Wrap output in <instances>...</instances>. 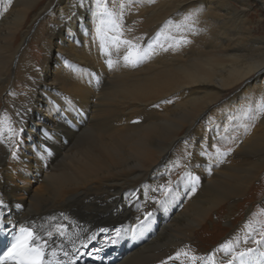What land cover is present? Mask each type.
Wrapping results in <instances>:
<instances>
[{
	"label": "bare ground",
	"instance_id": "obj_1",
	"mask_svg": "<svg viewBox=\"0 0 264 264\" xmlns=\"http://www.w3.org/2000/svg\"><path fill=\"white\" fill-rule=\"evenodd\" d=\"M32 12L33 19L44 17L34 33L25 26ZM28 36L45 52L57 47L48 54L56 73L48 76L22 43ZM0 101L11 115L0 121V223L32 224L48 264H238L235 257L253 246L264 253V243L250 240L256 234L250 222L208 252L199 251L193 236L199 222L203 227L226 205L230 225L235 199L249 193L253 175L264 169V0H0ZM42 110L55 119L38 114L34 124L50 123L54 131L38 134L34 154L43 184L25 195L18 169L24 156L8 149L15 125L30 127ZM245 115L261 131L237 141L233 164L218 159L237 173L206 180L212 143L226 144L221 135L236 122L242 135ZM181 137L195 153L179 159L175 169L182 162L184 176L156 204L179 150L167 149ZM203 182L190 191L188 185ZM185 191L192 196L183 210L156 214ZM123 222L127 233L128 223L137 224L127 245L113 248L108 236ZM230 249L237 253L228 255ZM257 261L254 251L248 264Z\"/></svg>",
	"mask_w": 264,
	"mask_h": 264
},
{
	"label": "rangeland",
	"instance_id": "obj_2",
	"mask_svg": "<svg viewBox=\"0 0 264 264\" xmlns=\"http://www.w3.org/2000/svg\"><path fill=\"white\" fill-rule=\"evenodd\" d=\"M127 5L129 6V4H127ZM131 9H132V6H131V8L130 7L127 8V10H131ZM39 12H40V10H39ZM44 15L45 14H43V16ZM256 15L257 14H253V17L255 19H257V17H258ZM43 18L44 17H41V18L38 17V18L33 19V12H32V15H30L29 18H28V20H30V21L25 23V26L28 27L31 24V26H30L31 28L30 29H32V32L34 33L36 28H37V26H38V24H39V21H40L39 19L43 20ZM30 37L28 36V38L25 41H22V43L26 42L27 43V44L25 43L26 46L28 44L30 45L31 52L36 55L35 56L36 59L37 60H41L40 63H44L41 66L45 67V70H46L48 76H49V73H52V72L56 73L57 71L54 70V65L55 64H53L52 62L49 61L48 54L51 53L53 55L54 53L58 52V50H55V49H57V47H55L52 44V47H50L49 50H47L45 52L40 47H38V45L34 46V44H31L32 43L31 40H32L33 36L31 38ZM47 63H48V65H46ZM242 84L240 86H237L233 90L232 89L225 90L224 93H223L224 96L217 102V104L213 108L220 107L223 104V102H226L228 99H230V97L233 94H235L237 91H240L239 89H241ZM178 98H175L173 101L176 100L175 102H179V101H181L183 99V98L182 99H180V98L178 99ZM177 99L179 101H177ZM251 103H252V100H251V102L249 100V101L245 102L244 104L246 106H248ZM53 105H54V109L57 110V113L58 114L60 113L59 115H62L64 111L61 110V107L59 106V104L55 103ZM251 105H253V103ZM50 113H48L46 111H43V110L39 111V112L36 113L35 117H33L31 119L30 127L28 125L27 127L24 128V126L21 127V125L18 123V124L15 125L14 131L12 132V134L14 133V135H13L14 138L12 140L11 146L8 149V152H9L8 155L14 150L15 153H12V154H15V156H17V155H23L24 156V162H23L22 166L19 167L18 169H19V173L22 175L21 178L25 179L24 181H26V183H27L26 184L27 185L26 188L27 189L29 188L27 191H25V195H28V192L32 193L33 191H36V190L39 191L41 185L43 184L42 175L44 173L37 169V167H36L37 165L35 164L36 157H35L34 153H36L37 149H38V147L36 145V143H38V134L40 135L41 133L47 132V130L52 131V132L54 131L52 129V127L48 128L46 126V125H51L49 122L51 120H54L55 117H56L55 115L51 116ZM38 114L40 115V118L41 117L43 118V116H44L46 118V120H49V122H48L49 124H46V125H35L34 122H36ZM49 114H50V116H49ZM7 115L9 116L10 113L8 111H5V103L0 101V121H1V119L5 118ZM201 115L202 116L205 115V112L203 114H201ZM244 119H245L244 123L246 122L245 123V127H244L245 131H244V133L242 135L239 132H237V131L240 130L241 125L240 124H236L237 123L236 122L234 124H230L233 128L230 126L229 128H227L228 130L227 129H224L225 131L223 130L224 134L222 133V135H221L222 138L221 139H223V137L224 138L228 137L227 141H226V144H224V145L218 144L217 145V144H213L212 143V146H211L212 152L210 154L208 153V155H209L207 157L208 161L206 159H204V160H205V162H207V166L209 167V169L213 170V172L207 170V168L205 170L203 169V171L205 173V174L204 173L203 174H204V177H205L206 180L210 179L211 177H215L217 172H220V171H222L225 174H230L231 172L237 173L235 171H225L224 168H222L220 166V163L218 162V159L222 155V156H225L227 158L228 162H226V163H228V165L233 164L234 161L238 160V159H235V158H237L236 151H237V148L239 147L238 144H237V141L240 142V139L244 140L247 137V135L250 134V133L261 131V128H259V123L260 122L257 121L256 119H253V115L250 118L247 115H245ZM68 122L70 123V121H68ZM33 129H35V130H33ZM32 130H33V132H31ZM180 136H183V134H181ZM181 139H183V138L181 137V138H179V140L177 139L175 141V144L173 143L167 149V150L170 149V151H174V150L176 151L177 149H179V150L176 153V159H174V162L172 163V164H175L173 169L164 178V180L161 182V184H159V186L160 185L163 186L164 189L162 190L163 194L159 193L160 195H159V198L156 200L157 201L156 204L161 202L164 198H167L169 193L172 190H174V187L177 184V182L179 180H181V177L184 176V174H185V172H184L185 171V166L183 165L182 162H183L184 158L186 157V155L188 153H195V149L190 147L189 143H185L183 141L184 139L183 140H181ZM178 145H181L180 148H179ZM27 146L31 147V152H32L33 155L27 149ZM167 158L168 157H166L164 159L165 162H166ZM179 159L180 160L182 159L181 160L182 161L181 165H182L183 168H182L181 171H180V169H178V170L175 169V166L177 165V163H180ZM231 160H233V161H231ZM27 161H30V164H31L30 166L27 165V163H26ZM11 168H12V165L10 166V169ZM201 168H202V166H201ZM214 171H215V174H214ZM222 172H220V173H222ZM22 181H19V180L16 181V183L18 184L19 187L24 185V183ZM251 182H252L251 185H250L251 188L248 191L249 193L246 196L244 195L245 197L244 196H240L237 199H235V204H236L235 207H234L235 212L229 219L230 225L229 224L228 225L225 224L224 219H223V216L225 214H227V210H228L227 205L222 207L221 210H218L219 212H217V213L216 212L210 213L209 216H208L209 217L208 221H206V224H204L203 227H201L202 226L201 222L198 223V226H197L198 227L197 228L198 231H197L196 235H193V236H195L194 242L197 245L198 249L199 248L201 249V250L199 249V251H201V252H204V251L206 252L207 251L208 252L212 248H214L213 245L217 246L219 243H221V245H222L223 241L227 243L230 239L233 238L231 235L234 232L241 230L240 227H242L243 224L248 223V222H250L252 227L255 229L256 232H254V233H256L258 235V237H257L256 234L249 236L251 238L250 239L251 242L252 241L254 242L253 245H256L257 241H263V235H264V169L258 170L257 173L253 175V178L251 179ZM139 184L141 185V182H139ZM205 184H207V183L203 182V183L197 184L198 186L197 185H195V186L188 185V186H190L192 188V190H190V191H194L195 189L200 191V189H202L203 186H207ZM214 186H217V185H214ZM188 192L185 191V193L178 200V202L175 203V204L170 205L169 206L170 209H168V210H166L163 207V205H161V208L159 210H157L156 214L170 216L176 210H178V211L179 210H183L185 204L187 203L188 196L192 193L191 192L189 194ZM23 193H24V191H23ZM191 196L192 195H190L189 197H191ZM18 197H20V195ZM151 200L153 202V198H151ZM170 201H173V197H171ZM122 224L123 225H121V226L118 225L115 228V231L113 233H110V235L108 236V240H109L108 244H110V246L113 247V248L116 247V245H118V244H120L122 246H123V244L127 245L126 239H128L130 237V235H128V234H130V232H129L130 226L134 225V224H137V223H131V222L128 223V225H127L128 233H127L126 229H125V231L123 230L124 222ZM134 228L135 227H133L131 230H133ZM231 229H233V230L231 231ZM230 231H231V233H229ZM137 232H141V228H139V226H137ZM258 233H260V234H258ZM123 234H124V239H123V241H121L120 239L123 237ZM227 235H229L228 236L229 238L227 237ZM223 238H225L226 240H224ZM128 243H130V242H128ZM221 245H219V246H221ZM256 248H257L256 246L252 247V249H255V254H256L257 259H258L257 264H258V262L260 264H264V253L261 250H259V249L256 250ZM244 252H247V251H243V253ZM231 253L235 254V253H237V250L235 251V249H230L228 251V255H230ZM110 254H113V253H110ZM232 257H234V256H232ZM112 258H113V256H112ZM249 258H250V255L245 258L246 264H248ZM86 261H87V259H86ZM234 262L235 261H232V260L228 259V260L222 262V264H234ZM211 263L212 264H218L216 262H211ZM238 264H240V262Z\"/></svg>",
	"mask_w": 264,
	"mask_h": 264
},
{
	"label": "snow or ice",
	"instance_id": "obj_3",
	"mask_svg": "<svg viewBox=\"0 0 264 264\" xmlns=\"http://www.w3.org/2000/svg\"><path fill=\"white\" fill-rule=\"evenodd\" d=\"M35 239H37L32 232H28V234L19 242L18 245H13V248L12 249H9V253H11L14 249L16 248H20V249H26L27 246L34 242ZM258 244H262L264 243V241H257ZM255 249H248L247 252H244V253H239L235 259L238 260L240 262V264H246V260L245 258L248 257L252 252H254ZM9 253H5V255H8ZM31 264H38L37 261H33L31 262Z\"/></svg>",
	"mask_w": 264,
	"mask_h": 264
}]
</instances>
